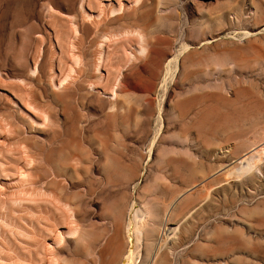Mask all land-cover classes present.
<instances>
[{"label":"rangeland","instance_id":"rangeland-1","mask_svg":"<svg viewBox=\"0 0 264 264\" xmlns=\"http://www.w3.org/2000/svg\"><path fill=\"white\" fill-rule=\"evenodd\" d=\"M163 1L0 0V264H264V0Z\"/></svg>","mask_w":264,"mask_h":264},{"label":"bare ground","instance_id":"bare-ground-1","mask_svg":"<svg viewBox=\"0 0 264 264\" xmlns=\"http://www.w3.org/2000/svg\"><path fill=\"white\" fill-rule=\"evenodd\" d=\"M144 0H138V2H143ZM169 2H168V0H164L163 1V7L162 8H160V12L159 13H162V12H164L165 14H168V13H170V11H171V9H170V7H169V4H168ZM231 8V7H230ZM253 13H254V15H255V18H260L261 16H262V14H264L263 13V11H261V12H259V8L258 9H254L253 10ZM164 14V15H165ZM230 14L233 16V20L234 21H236V16L237 15H234L233 13H231L230 12ZM119 15V14H118ZM120 17V16H119ZM216 23H214V26H215V24L219 27V26H221L222 24H223V22H222V20H221V18H218L216 21H215ZM216 26V27H217ZM249 32H247V31H245L244 33H241L242 35L241 36H249V34H248ZM124 34V33H123ZM248 34V35H247ZM122 35V34H121ZM125 35L126 36H134V37H137L138 39H139V41H140V45H141V47H140V49H141V52L142 51H145L146 50V48H147V46H146V42H147V40H146V35L143 33V32H141V31H132V32H126L125 33ZM131 36V37H132ZM130 37V38H131ZM208 41V40H207ZM148 43V42H147ZM148 45V44H147ZM206 47L207 48H209V45H211L209 42L208 43H206ZM139 46V45H138ZM189 49V45L188 44H185V45H183V47L181 48V54L182 53H185L187 50ZM191 50V49H190ZM189 52V51H188ZM231 53V52H230ZM186 54V53H185ZM226 54V53H225ZM228 55V54H227ZM179 58V57H178ZM216 58V57H215ZM217 60H218V58H217ZM214 64H215V66L218 68V70L220 71V72H226V71H228V70H224V66H225V64L224 63H222V62H213ZM209 65V64H208ZM238 65L237 64H235V67L233 66L231 69H229V71L230 72H237V67ZM173 67H177V57H175L171 62H169L168 63V65H167V68H166V72H167V74L169 73V72H172V70H173ZM216 68V69H217ZM177 70V69H176ZM95 72V71H94ZM209 72L212 74V71L211 70H209ZM209 72H207V73H209ZM166 76V75H165ZM169 76V75H168ZM165 78V77H164ZM165 80V79H164ZM166 82V81H165ZM69 83H70V81H69ZM69 83H66V82H61V84H59V85H54L53 86V89H55L56 91H61L62 89H65V88H67V86L69 85H71V84H69ZM232 83V82H231ZM219 92H221L220 94L221 95H217V96H223V95H225V94H228L227 93V90L228 89H232L233 88V86L232 85H229V86H224V85H220L219 87ZM88 89H90V88H88ZM95 90V88L92 86V84H91V91H94ZM236 92V91H235ZM46 113V112H45ZM48 114H50V113H46L45 114V116H49ZM43 115H44V113H43ZM44 116V117H45ZM51 117V115L49 116V118ZM46 118V117H45ZM51 120V119H50ZM49 120V121H50ZM47 121V120H46ZM45 124V123H44ZM48 125V124H47ZM27 149H28V147H26ZM26 150V149H25ZM84 151V152H83ZM28 153V155L27 154H25V155H27L29 158H31L32 159V153L31 152H27ZM73 153H76V152H73ZM86 153V154H85ZM87 153H88V150H86V149H79V153L78 154H75V155H73L72 156V163L75 165V166H77V165H79V164H81L82 162H83V156H86L87 155ZM61 156V155H60ZM71 157V156H70ZM108 157V156H107ZM33 160V159H32ZM107 161H109V160H107ZM83 164H84V162H83ZM54 165V164H53ZM79 168H80V165L78 166ZM64 168V165L62 164V163H60V164H56L55 165V167H52L51 168V175H52V180H51V183H50V185H53L54 187H55V196L57 197V199L59 198V200H60V197H62V198H65V197H67V195H66V193H64V190L66 189V186H65V184L66 183H64V181L65 180H60V173H61V171H62V169ZM83 168V167H82ZM106 168V167H105ZM64 169H66V168H64ZM64 171V170H63ZM66 182V181H65ZM61 186V187H60ZM53 191V190H52ZM69 198V197H68ZM65 205H68L67 203H65ZM70 205V204H69ZM70 207V206H69ZM68 207V208H69ZM70 209V208H69ZM71 210V209H70ZM129 223H128V225H127V229H128V237H129V239H130V241H131V248H132V250H131V253H130V255H129V258H128V262H126L125 264H131L133 261H136L135 259L137 258V255H138V251H139V249H140V245H141V243H142V231H141V226L140 225H138L137 223H136V220H135V217H134V215L133 214H130L129 215ZM78 232V231H77ZM77 232H75V234H77ZM150 264V263H149Z\"/></svg>","mask_w":264,"mask_h":264},{"label":"crops","instance_id":"crops-1","mask_svg":"<svg viewBox=\"0 0 264 264\" xmlns=\"http://www.w3.org/2000/svg\"><path fill=\"white\" fill-rule=\"evenodd\" d=\"M178 192L180 191V190H177Z\"/></svg>","mask_w":264,"mask_h":264}]
</instances>
